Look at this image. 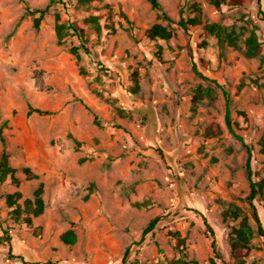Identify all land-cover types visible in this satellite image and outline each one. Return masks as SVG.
Instances as JSON below:
<instances>
[{"label": "rangeland", "instance_id": "rangeland-1", "mask_svg": "<svg viewBox=\"0 0 264 264\" xmlns=\"http://www.w3.org/2000/svg\"><path fill=\"white\" fill-rule=\"evenodd\" d=\"M48 1L0 0V124L19 179L0 182V220L11 234L0 244V264H119L127 249L125 264H181L180 257L208 264L211 237L202 216L214 230L219 264H235L229 236L238 221L223 210L234 203L256 223L246 199L248 153L226 125L218 85L230 92L235 133L251 147L252 179L262 180L264 0L220 7L159 0L170 22L147 0H73L50 6L38 29L30 15L17 25L26 4ZM57 19L83 28L88 53L71 50L78 38L66 27L58 42ZM155 23L172 35L149 39L145 31ZM208 23L219 24L220 37ZM248 37L259 46L250 57L240 49ZM198 85L210 94L193 100ZM29 106L48 113L28 114ZM214 124L220 130L210 134ZM25 166L38 176L27 179ZM39 186L43 212L26 223L24 212L11 213L6 194L20 191L23 207ZM253 201L264 228V196ZM67 230L75 232L73 243L61 239ZM242 258L264 264L263 237L255 233Z\"/></svg>", "mask_w": 264, "mask_h": 264}, {"label": "trees", "instance_id": "trees-1", "mask_svg": "<svg viewBox=\"0 0 264 264\" xmlns=\"http://www.w3.org/2000/svg\"><path fill=\"white\" fill-rule=\"evenodd\" d=\"M67 1L73 2V0H49L48 3L43 7H31L30 5L26 4L23 14L19 17L17 21V25L21 22V20L25 16L30 15L32 16L33 26L36 29H38L42 18L44 17L45 13L48 11L50 6L58 3V4H62L63 7H66ZM74 1L76 2V4L82 3L84 5H87L91 0H74ZM147 1L150 3L151 7L154 10H156L159 19L166 20L168 22L172 21L171 17H169V15L163 9L159 0H147ZM206 1L210 4L215 5L216 7H220V5L223 3H227L231 6H240L243 2V0H206ZM122 15L127 20V22L131 24V21L128 19V17L124 13H122ZM86 18L88 21L91 20L97 23L96 17L94 16H89ZM188 20L191 22H195L196 18L192 17V18H189ZM179 23L183 26L186 25V22L182 19L179 20ZM65 27L68 30L70 29L71 32H74L76 37L78 38V43L76 45H73L71 50L76 52L77 55H80V53L78 52L80 48H82L85 52L88 53L89 51L86 45V38L84 35V30L83 28L78 26V24L75 22H68L67 24H64L62 22H59L58 19L56 20L55 28H56L58 42L62 43L64 40V36H65L64 28ZM206 27L210 32L215 33L219 37L221 36L222 31L219 28V24L208 23ZM225 34L227 38L229 39V41L231 43H234L233 32H228ZM145 35L149 39H156V38L167 39L172 35V31L166 25H163L161 23H155L145 31ZM240 49L245 55L249 57L256 55L259 51V46L256 41V38L248 37V39L246 40L245 47H240ZM94 62H96L98 65L103 66L102 63H100L99 61H94ZM218 86L220 87L223 93L224 99H225L226 125L229 131L232 134H234L244 144V146L246 147L247 153H248L247 160H246V173H247V177L250 180V192L247 195L246 199H247L249 208L251 210V216L256 223V228L253 227L251 223L249 222L248 213L244 211V209L241 208L240 206L234 203H229L223 210L224 218L228 217L234 221H238L237 225L233 226L230 231V236H229L230 251H231V254L235 258V264H245V261L242 258V255L250 248V243L255 233L263 237V240H264V228L262 227L256 206L253 201L257 193H261L264 196V178L259 181H254L252 179V168L250 164L251 147L244 142L241 135H238L237 133H235L232 127L230 92L222 84H219ZM204 94H210L209 89H205V88L203 89L200 85H198L195 93L193 94V100H197L201 98ZM33 112L48 113V111L46 110H42L34 106H29L28 114H31ZM93 122L97 125H100V119L95 113H94ZM3 127L4 125L0 124V140L2 142V149L0 151V182L11 181L14 184H18L19 179L15 174L16 168L11 165L10 155L7 150L6 140L3 134ZM219 130H220L219 126L217 124H214L213 127L209 128L207 132H210V134H213V133H217ZM73 140L76 143H79V141L75 137H73ZM263 144H264V137H263ZM23 172L25 173V177L27 179L36 178L38 176L37 173H35L29 166L23 167ZM41 194H42V187L39 186L34 191V198L24 199L23 207H21V204L17 202V199L20 196V191L16 190L14 192L6 194V203L11 213L16 215L17 218H19L20 214L24 212L22 221L26 223H30L32 215L36 216L43 212L44 200ZM139 205H143V203H139ZM202 217H203V222L206 225V229L209 232V235L211 237L212 255L209 258L208 264H219L221 253L217 246L214 230L212 229L211 225L208 223L206 217L205 216H202ZM158 220H159V216H155L145 225V227L143 228L141 232V239H143L146 236V234H148L155 228ZM0 230L2 231V234H0V244L4 241L9 243L11 241V234L9 233V227L5 226L1 220H0ZM61 239L65 243H73L76 240L75 232L73 230H67L61 234ZM127 252H128V249L125 255L122 257L121 262L119 264H125ZM7 255L8 257H16L20 261L25 262L24 257L22 255H14L13 253H11V251H8ZM175 262L181 263V264H188L191 261H187L185 260L184 257H180ZM31 264H56V263L50 260H46V261H33Z\"/></svg>", "mask_w": 264, "mask_h": 264}]
</instances>
